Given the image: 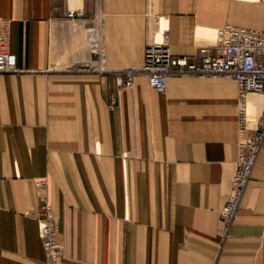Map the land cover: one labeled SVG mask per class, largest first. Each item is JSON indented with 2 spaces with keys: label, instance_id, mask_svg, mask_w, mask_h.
Segmentation results:
<instances>
[{
  "label": "crops",
  "instance_id": "crops-1",
  "mask_svg": "<svg viewBox=\"0 0 264 264\" xmlns=\"http://www.w3.org/2000/svg\"><path fill=\"white\" fill-rule=\"evenodd\" d=\"M226 23L264 34V3L0 0L18 69L0 74V264H49L40 180L62 249L54 264H264V140L233 222L220 217L237 158V83L173 76L161 93L137 73L132 87L115 84L163 29L173 55L193 57ZM243 102L253 128L264 96Z\"/></svg>",
  "mask_w": 264,
  "mask_h": 264
},
{
  "label": "built area",
  "instance_id": "built-area-1",
  "mask_svg": "<svg viewBox=\"0 0 264 264\" xmlns=\"http://www.w3.org/2000/svg\"><path fill=\"white\" fill-rule=\"evenodd\" d=\"M264 3V0H254ZM81 11L70 10L68 19L80 18ZM99 18L97 30L100 29ZM99 33V32H98ZM92 51L100 59L103 48L100 35L90 36ZM3 27L0 24V74L18 71L16 56L4 48ZM137 73L142 74L148 87L164 93L170 77L232 79L238 87V140L235 172L227 199L221 209L220 217L228 228L234 220L239 204L264 140V106L255 121L249 127L244 97L249 93L264 96V34L255 29L224 24L216 31V43L213 47H201L193 57L173 55L169 49V34L163 29L159 39L148 44L144 60L138 70L127 68L116 73L115 84L119 89L130 88ZM114 96L110 97L113 104ZM39 195L38 228L45 257L49 264H54L62 255V249L56 238V221L52 205L46 197V181L36 183Z\"/></svg>",
  "mask_w": 264,
  "mask_h": 264
}]
</instances>
